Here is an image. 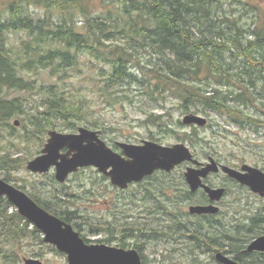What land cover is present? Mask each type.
Segmentation results:
<instances>
[{
    "label": "rangeland",
    "instance_id": "1",
    "mask_svg": "<svg viewBox=\"0 0 264 264\" xmlns=\"http://www.w3.org/2000/svg\"><path fill=\"white\" fill-rule=\"evenodd\" d=\"M4 1L7 0H0V9L5 7ZM248 1L256 4L264 15V0H224V6L227 11L242 15V20L249 24L253 12L246 5ZM94 6L100 8L102 5L99 0H95ZM28 9L36 20L48 14L47 10L36 5ZM50 13L53 22H57V10L53 9ZM75 17L77 27H82L83 19L79 15ZM27 38L23 31L8 32V52L15 58L23 56L22 40ZM121 43L131 50L132 47L124 40ZM146 50L137 46L133 48L135 56L141 58L148 55ZM20 62L16 61L18 68L21 67V64L18 66ZM104 66L83 53L77 65L61 68L55 74L49 69L36 67L25 70L24 78L34 84L31 89H4L3 96L7 99L19 97L26 112L0 124V178L40 200L52 201L51 206L54 208L58 206L53 201L60 200L58 204L63 210L75 212L72 215L74 222L89 241L117 247H122L119 243L123 241V248L137 250L142 264H220L214 257L219 251L232 257L233 253H226L225 243L219 242L222 246L214 245V251L201 250L189 240L186 230L179 229L180 223H185L187 228L201 226L205 230L210 227L206 218L192 216L188 212L192 199H188L185 193L189 188L184 171L187 166H191L190 163H183L170 173L157 172L152 178L126 190L112 185L92 166L72 173L63 183L53 180V170L38 174L27 169L28 160L38 155L47 138V131H37L31 125V120L37 122L34 115L45 106L46 89L55 83L58 89L73 93L74 99H84L85 108L79 119H71L77 128L69 129L61 121H56L57 126L49 130L76 132L80 126L97 130L100 138L116 151H119L116 142L139 144L142 140H151L164 145L183 142L201 162L208 161L210 155L232 167L247 163L264 171V134L261 131L251 126L240 127L225 114L201 107L196 109L198 113L194 110L185 111L178 99L168 93H165L164 99L152 101L142 96L139 84L124 86L128 99L118 97L122 93H118L117 88H110L109 91L117 97L109 101L101 88L106 84L108 75V68ZM221 90L225 91L226 87H221ZM261 101L262 98L258 96V104ZM241 109L248 114L264 117L254 107L242 106ZM188 113L204 116L207 118L206 125L184 124L182 119ZM148 114L161 115L164 126L149 121ZM15 120L18 125L13 124ZM8 124H13L15 129ZM219 175V183H224L228 191L219 201L220 211L211 218V222L224 229H238L239 234L243 235L255 215L264 216V197L230 181L221 172ZM198 197L199 194H196L193 198ZM174 213L178 215L177 225ZM25 221L23 218L18 223V227L25 228L24 237L14 239L12 236H0V264H23L24 258L30 257L40 259L41 264H67L66 254L42 241L40 232ZM252 238L247 237L243 244L246 246ZM12 253L15 254L16 262L9 259Z\"/></svg>",
    "mask_w": 264,
    "mask_h": 264
},
{
    "label": "trees",
    "instance_id": "2",
    "mask_svg": "<svg viewBox=\"0 0 264 264\" xmlns=\"http://www.w3.org/2000/svg\"><path fill=\"white\" fill-rule=\"evenodd\" d=\"M99 1L100 8H95V0L4 1L5 7L0 9V124L26 112L19 97L3 96L4 89L34 87L31 80L24 78L25 70L36 67L55 74L61 68L77 65L81 54L87 53L108 68L106 84L101 88L109 101L117 97L110 88H117L122 93L118 97L128 99L124 86L139 84L142 96L152 101H160L168 93L178 99L185 111L198 113L196 109L201 107L223 113L236 125L251 126L264 134V117L241 109L251 106L264 114V15L256 4L246 2L253 12L252 21L247 24L242 15L226 10L224 0ZM32 5L44 8L48 14L36 20L28 9ZM53 9L57 10V22H53L50 13ZM76 15L83 19L82 27H77ZM21 31L28 38L22 40L24 55L15 58L6 48V36L8 32ZM136 46L146 48L148 55L135 56ZM17 60H21L20 68ZM258 96L262 98L260 104ZM84 102L54 83L46 89L45 106L34 115L37 122L31 120V125L42 133L55 128L56 121L66 128H77L71 119L82 116ZM161 117L148 114L147 119L164 126ZM13 124L8 125L15 129ZM185 193L192 200L196 195L188 189ZM42 206L50 210L45 203ZM68 213L75 215L73 211ZM173 215L177 225L178 215ZM204 218L210 225L205 230L201 226L179 225L198 249L214 251V245L225 243L226 253H233L239 264H264V253L247 252L243 244L247 237L264 233L262 214L251 219L243 235L238 229H222L212 223L214 216ZM21 220L13 205L0 196V236L24 237L25 228L18 227ZM124 245L120 241L119 246ZM14 256L9 254L12 262H16Z\"/></svg>",
    "mask_w": 264,
    "mask_h": 264
},
{
    "label": "water",
    "instance_id": "3",
    "mask_svg": "<svg viewBox=\"0 0 264 264\" xmlns=\"http://www.w3.org/2000/svg\"><path fill=\"white\" fill-rule=\"evenodd\" d=\"M184 124L205 126L207 119L195 113L184 115ZM18 125V121H14ZM41 153L30 159L26 167L33 173H46L54 168L58 183L80 168L92 166L107 177L119 189H126L130 183L140 182L155 171L171 172L183 163H190L184 171V178L191 192L202 188L212 201L210 204L192 203L188 212L192 214H216V204L224 195L222 186L211 187L203 179L210 172L222 171L251 192L264 197V171L247 163L239 168L218 163L209 157L203 163L183 142L164 145L151 140L141 143L116 142L120 151L108 146L99 137V131L80 126L76 132L49 130ZM67 151L62 153V149ZM0 196L5 197L17 212L36 226L43 234V240L55 245L66 254L67 264H142L134 248L109 246L104 243H87L70 224L60 220L41 208L29 195L13 184L0 178ZM247 252L264 253V233L253 238L245 248ZM220 264H239L233 257L222 252L214 255ZM23 264H41L39 259L25 258Z\"/></svg>",
    "mask_w": 264,
    "mask_h": 264
},
{
    "label": "flooded vegetation",
    "instance_id": "4",
    "mask_svg": "<svg viewBox=\"0 0 264 264\" xmlns=\"http://www.w3.org/2000/svg\"><path fill=\"white\" fill-rule=\"evenodd\" d=\"M207 119V118H206ZM48 132V131H47ZM61 132V131H60ZM47 137H48V133H47ZM100 137V136H99ZM47 139V138H46ZM46 142V141H45ZM45 144V143H44ZM44 144H43V146H44ZM43 146H42V148H43ZM41 148V149H42ZM41 149H40V151H39V153H38V155L41 153ZM118 150L120 151V149H119V147H118ZM67 150L64 148V149H62L61 150V152L62 153H64V152H66ZM36 157V156H35ZM209 157H213V156H210V155H208V159H209ZM214 158V157H213ZM216 160V159H215ZM29 161V160H28ZM218 163H221V162H219L218 160H216ZM203 163H205V162H203ZM235 168H239V167H235ZM80 169H82V168H80ZM79 169V170H80ZM50 170H53L54 171V168H51ZM49 170V171H50ZM78 170V171H79ZM48 171V172H49ZM77 171V172H78ZM157 172H161V173H170V172H165V171H161V170H159V171H155L153 174H151V175H149V176H146V177H144L140 182H133V183H130L129 185H128V187L126 188V189H128L130 186H132V185H134V184H140V183H142V182H144V181H146L147 179H150V178H152L153 177V175H155ZM219 172H221L222 174H223V176L225 177H227L230 181H232V182H236V183H238L237 181H235L233 178H231V177H228L225 173H223L222 171H218V172H210L204 179H203V182H205L206 184H208L209 186H211V187H219V186H222V187H224L225 188V192H224V195H225V193L228 191V188H227V186L224 184V183H219V179H220V175H219ZM47 173V172H46ZM74 173H76V172H74ZM38 174H43V173H38ZM71 175V174H70ZM53 180L54 181H56L55 180V177H54V173H53ZM69 177V176H68ZM107 178V177H106ZM108 179V178H107ZM57 182V181H56ZM239 184V183H238ZM241 185V184H240ZM241 186H244V185H241ZM245 187V186H244ZM126 189H122V190H126ZM189 190V189H188ZM189 192H191L190 190H189ZM205 191L202 189V188H199V189H197L196 191H194V192H191V193H195V194H199V197L197 198V199H193V200H190V204H192V203H200V204H210V203H212V201L209 199V197H208V195H207V193L205 192ZM27 194V193H26ZM206 194V195H205ZM27 195H29V194H27ZM224 195H223V197H224ZM31 197V196H30ZM39 202H37L36 200H34L33 198V200L34 201H36V203H39L38 205L41 207V208H43L44 210H46L43 206H42V203H45L46 205H47V207L50 209V210H46L47 212H49L50 214H52V215H55L56 217H58L60 220H62V221H64L65 223H67V224H70L71 226H72V228L75 230V231H77L78 233H79V235L84 239V241L85 242H87V243H98V242H96V241H89V239L88 238H86V237H84V235L81 233V231L79 230V228H78V225H76V223L74 222V220H75V218L73 217V216H70L69 215V213H68V210H63L62 209V206H60L58 203L60 202V200H54L53 202H55V204H57V208H54V206H51V202L52 201H48V200H40V198H38V197H35ZM222 199V198H221ZM220 199V200H221ZM219 200V201H220ZM62 201H64V200H62ZM219 201L216 203L217 205H218V203H219ZM65 205V204H64ZM219 206V205H218ZM55 211V212H54ZM219 211H220V208H219ZM219 211L216 213V214H218L219 213ZM216 214H211V213H206V214H192V216H196V217H205V216H215ZM25 220H27L26 218H24ZM27 222H29L28 220H27ZM29 223H31V222H29ZM32 224V223H31ZM34 226V228L37 230V231H39L40 232V237H42V241H44L43 240V237H44V234L40 231V230H38L37 228H36V226L35 225H33ZM45 242V241H44ZM45 243H47V242H45ZM48 244H50V245H52V246H54L55 247V245H53V244H51V243H48ZM56 248V247H55ZM56 250L58 251V252H61V251H59L57 248H56ZM31 258V257H30ZM25 259V258H24ZM35 259H38V258H35ZM40 260V259H39ZM41 261V260H40ZM41 263H42V261H41Z\"/></svg>",
    "mask_w": 264,
    "mask_h": 264
},
{
    "label": "bare ground",
    "instance_id": "5",
    "mask_svg": "<svg viewBox=\"0 0 264 264\" xmlns=\"http://www.w3.org/2000/svg\"><path fill=\"white\" fill-rule=\"evenodd\" d=\"M207 162V161H206ZM15 186V185H14ZM205 193V192H204ZM206 195V194H205ZM36 202V201H35ZM37 204H39V203H37ZM40 205V204H39Z\"/></svg>",
    "mask_w": 264,
    "mask_h": 264
}]
</instances>
